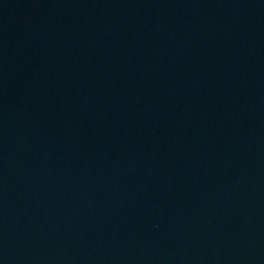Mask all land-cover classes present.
Returning a JSON list of instances; mask_svg holds the SVG:
<instances>
[{
  "label": "water",
  "instance_id": "1",
  "mask_svg": "<svg viewBox=\"0 0 264 264\" xmlns=\"http://www.w3.org/2000/svg\"><path fill=\"white\" fill-rule=\"evenodd\" d=\"M0 264H264V0H0Z\"/></svg>",
  "mask_w": 264,
  "mask_h": 264
}]
</instances>
